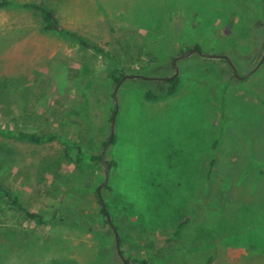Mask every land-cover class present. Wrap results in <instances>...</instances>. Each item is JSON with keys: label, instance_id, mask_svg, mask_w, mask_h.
<instances>
[{"label": "rangeland", "instance_id": "obj_1", "mask_svg": "<svg viewBox=\"0 0 264 264\" xmlns=\"http://www.w3.org/2000/svg\"><path fill=\"white\" fill-rule=\"evenodd\" d=\"M2 1L0 128L55 139H0V184L65 223L0 204V264H264V0ZM30 3L111 56L44 31ZM63 143L114 161L106 183Z\"/></svg>", "mask_w": 264, "mask_h": 264}, {"label": "trees", "instance_id": "obj_2", "mask_svg": "<svg viewBox=\"0 0 264 264\" xmlns=\"http://www.w3.org/2000/svg\"><path fill=\"white\" fill-rule=\"evenodd\" d=\"M7 5H10V3L3 2V1L0 2V8L5 7ZM23 7L26 9H30L33 12H36L39 14L41 21L43 23L44 31H49V32L55 33L58 37L74 41L81 47L85 49H89L95 54L102 55L103 57L105 56L107 59L111 56L110 52H108L107 50H104L97 44L86 41L81 36L76 34L75 32H72V31H69V30H66L60 27L54 13L51 10H49L46 6L35 4V3H30V4H25ZM193 49L195 51H198L199 47L194 46ZM123 77L124 76L117 69L112 70L111 73L109 74V79L113 83H115L116 87L121 81V79H123ZM164 81L167 84V87L165 88L162 94L165 96H169L175 93L177 89V85H178V76L174 75L171 77V79L164 80ZM144 96L147 99H157L158 98V95L152 93L151 91H146L144 93ZM0 139L9 141V142H20V143L40 145L48 141L54 140L55 137L52 135L45 136L43 134H38V133H30L26 131H21V130L18 131V130H12L8 128H0ZM114 142H115V136L113 134V130H111L108 138L104 142L101 143L102 150H106L108 146H111L112 144H114ZM62 146L64 149L65 156H69L70 154H73L74 162L76 164H89V163H95L96 161H98V162H101V164L104 166L102 162V154L96 155V154L87 153L83 150L81 146H78V145H69L67 143H63ZM106 165L108 168H111L115 165V163L114 161L109 160V161H106ZM94 198L100 207V213L104 217V222L108 224L110 227H113L114 229L115 227L112 226L113 225L112 219L110 218V213L108 211L107 204L100 198L98 190L94 192ZM0 204L3 205L4 209L8 211L16 212L20 217L27 219V220L35 221L36 223H39V224L55 225V224L65 223V220L62 217L57 218L56 216H52L51 218H46L41 214L30 211L23 205V203L20 201V199L16 195H13L9 189H7L1 184H0ZM83 223L86 226L85 229L89 233H91L92 227L88 226V223H85V222ZM133 262L140 263V264H147L146 261L133 260ZM211 262H212V258L208 260V264H210ZM126 263H129V262L126 261Z\"/></svg>", "mask_w": 264, "mask_h": 264}, {"label": "water", "instance_id": "obj_3", "mask_svg": "<svg viewBox=\"0 0 264 264\" xmlns=\"http://www.w3.org/2000/svg\"><path fill=\"white\" fill-rule=\"evenodd\" d=\"M263 47H264V42H263ZM192 52H197V51H195V50H193V51H190L188 54H187V56L190 54V53H192ZM174 63H175V60H174V62H173V65H174ZM175 66V65H174ZM175 69V71H176V75H177V68L175 67L174 68ZM235 76H237L236 74H235ZM169 79H171V77H169V78H165V80H169ZM114 97H115V94H114ZM102 158H103V156H102ZM102 162H103V164H104V167H105V176H104V181H103V183H102V185H104L105 183H106V181H107V165H106V163L104 162V160L102 159ZM123 264H126V262H125V260H123Z\"/></svg>", "mask_w": 264, "mask_h": 264}]
</instances>
